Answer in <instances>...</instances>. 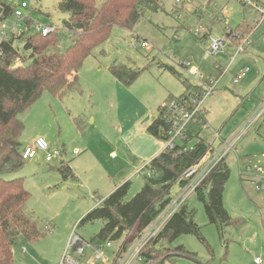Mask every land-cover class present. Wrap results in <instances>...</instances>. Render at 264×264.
Returning <instances> with one entry per match:
<instances>
[{
    "label": "rangeland",
    "instance_id": "obj_1",
    "mask_svg": "<svg viewBox=\"0 0 264 264\" xmlns=\"http://www.w3.org/2000/svg\"><path fill=\"white\" fill-rule=\"evenodd\" d=\"M1 1L18 4L20 0ZM105 1L96 3L101 6ZM58 2L34 0L32 19L58 28V50L64 51L71 43V33L63 27L68 14L58 8ZM259 3L264 8V0ZM261 20L254 5L240 0H163L157 11L145 9L133 29L115 26L108 40L85 59L79 72L82 92L59 98L46 90L21 112L19 118L25 124L23 145H31L42 136L60 154L48 162L45 153L40 152L25 160L19 171L6 174L7 178H24V186L31 193L28 207L49 227L48 234L38 240L30 241L23 234L16 238L13 264H56L73 231L93 246L104 247L103 260L95 259L96 264L120 263L126 254L120 252L122 239L112 241L108 247L107 241L98 236L103 222L80 224L81 219L121 182L131 181L128 199L141 190L150 160L149 137L144 131L147 117H157L161 101L187 92L183 80L191 85L199 82L191 73L194 68L203 74L202 80L211 73L217 74L216 58L207 56L210 38L229 39L227 30L243 23L254 26L250 43L237 56L232 72L206 100L207 124L199 136L209 144L215 143L206 157L211 158L220 147L217 134L229 140L249 126L224 159L230 169L224 184V204L239 222L226 232L227 247L194 192L184 204L195 211L194 220L209 246L194 234H183L171 245H184L197 254L198 260H211V264L227 260L254 264V258L264 257V113L257 119L264 104ZM15 21L11 16L5 22L11 27ZM21 24L25 25L23 20ZM35 32L33 23L27 33ZM143 41L150 46L142 47ZM15 46L23 51L22 40H16ZM227 51L233 54L234 48L229 45ZM187 60L192 62L190 73L182 67ZM217 60L226 66L228 54L219 53ZM113 63L139 72L137 79L123 86L110 72ZM243 71V78L235 81V75ZM159 140L165 145L164 139ZM197 141L196 137L191 138L188 145ZM63 162L71 173L65 175L61 171ZM179 189L176 185L173 192ZM92 253V249H86L87 255ZM81 264L85 261L81 260Z\"/></svg>",
    "mask_w": 264,
    "mask_h": 264
},
{
    "label": "trees",
    "instance_id": "obj_2",
    "mask_svg": "<svg viewBox=\"0 0 264 264\" xmlns=\"http://www.w3.org/2000/svg\"><path fill=\"white\" fill-rule=\"evenodd\" d=\"M162 4L163 0H106L98 6L96 0H59L58 8L68 14L63 19V27L71 33V43L64 51L58 50V28L47 35L41 32L27 33V29L34 23L30 17L23 20L25 25L21 24L22 31L12 30L9 38L1 43L0 264H13L12 246L20 234L35 241L45 237L49 230L28 207L31 193L24 186V178L6 177V174L19 171L25 164L22 156L25 146L21 141L25 124L19 114L46 90L59 98L82 92L79 72L84 61L108 40L113 28L120 26L133 29L145 9L157 11ZM16 6L17 3L1 1L0 21L14 16ZM229 30L251 33V28L245 24ZM16 40L23 41V51L15 46ZM17 60L21 62L18 65L15 64ZM109 69L125 86L132 84L139 73L118 63L111 64ZM183 83L187 87L184 94L201 90L199 85H191L187 80H183ZM161 123L159 107L157 117L147 127L148 132L158 139H164L159 128ZM206 124L204 115L197 116L181 138V145L164 149L149 162L145 166L148 172L144 174V185L132 198L128 199L131 181L127 180L89 210L80 224L101 220L103 226L98 233L99 238L111 242L122 239V251H127L171 203L176 193L173 192L174 186L184 184V172L200 161L210 149L211 145L199 138ZM194 137L198 141L192 145L193 148L184 150V145H188ZM64 165L65 162L61 165V171L65 175L71 173V168ZM229 176V166L222 160L195 191L204 203L208 221L217 226L221 239H225L226 232L239 222L230 215L224 204V184ZM194 215V210L182 205L145 245L142 254L151 262L142 264H164L172 258H186L199 264H208L198 260L197 254L186 246L171 245L183 234H194L209 246ZM225 240L228 247V239Z\"/></svg>",
    "mask_w": 264,
    "mask_h": 264
},
{
    "label": "built area",
    "instance_id": "obj_3",
    "mask_svg": "<svg viewBox=\"0 0 264 264\" xmlns=\"http://www.w3.org/2000/svg\"><path fill=\"white\" fill-rule=\"evenodd\" d=\"M34 0H20L16 8L13 11V15L16 19L13 26L9 27L6 24V20L0 21V55L2 54L1 43L7 40L10 36V32L22 31L21 21L28 18V12L31 10L32 2ZM178 3L182 0H176ZM243 4L254 5L262 15L264 20V8L257 0H241ZM34 26L37 32H41L44 35L54 31V27L50 25L34 22ZM229 39L222 38H210L211 42L207 52L208 57H215V68L217 74H209L205 76L204 80L201 78L203 74L199 72V69L194 68L191 73L198 79L197 85L201 87V90H194L188 94H182L174 97L171 100L162 103L161 107V125L160 130L164 136L165 145L164 149H173L177 145H181V138L186 133L189 124L196 119L197 116L204 115V104L206 100L212 96L216 88L218 87L221 79L227 72L230 71L231 66L236 60V57L243 52L249 45L252 33H240L228 30L227 33ZM235 43L234 53L228 55L229 62L226 66L221 65L217 60L219 53H226V48L229 45ZM142 47H149L150 44L147 41L141 43ZM19 60L15 64H20ZM192 62L190 60L185 61L182 64L183 69L189 72ZM190 73V72H189ZM246 71H243L235 75L234 80L238 81L245 75ZM264 113V104L257 114V119ZM249 127V126H248ZM247 127V129H248ZM246 128L237 134H235L229 140H222L219 149L216 154L211 158H206L208 153L213 150V145L206 153V155L198 161L196 164L189 167L183 174L182 180L184 184L180 186V189L173 195V199L168 207L154 220V222L146 228L141 237L126 251L125 256L121 259L119 264H132L134 261L140 263H149L151 259H147L143 254V248L151 241L171 218V216L180 210L184 205L187 198L193 194L198 187L205 181L208 175L214 170V168L226 158V156L233 150L240 137L246 132ZM219 138L217 134L216 139ZM193 146L184 145V150L192 149ZM163 149V150H164ZM40 152L45 153L46 161H52L60 151L52 149L50 143L42 136L35 139L33 144L27 145L23 148L22 156L25 160L35 158ZM100 203V202H99ZM106 246L111 247L112 242L107 241ZM92 249L91 255L86 254V249ZM104 247H96L87 242L81 235L73 231L68 239L67 245L62 253L59 261L56 264H81V260L85 261V264H96V260H103ZM122 250H120L121 252ZM255 264H264V257L257 256L254 259Z\"/></svg>",
    "mask_w": 264,
    "mask_h": 264
},
{
    "label": "crops",
    "instance_id": "obj_4",
    "mask_svg": "<svg viewBox=\"0 0 264 264\" xmlns=\"http://www.w3.org/2000/svg\"><path fill=\"white\" fill-rule=\"evenodd\" d=\"M14 1V0H13ZM241 1V0H240ZM242 3V2H241ZM33 10H34V8L31 6V10L28 12V15H29V17L32 19V14H33ZM33 20V19H32ZM34 21V20H33ZM34 22H38V21H34ZM243 24H245V25H249V27L251 28V33H253L254 32V29L252 28V27H254L253 25H250L249 23H243ZM46 25V24H45ZM49 25V24H48ZM258 26H260V24L258 25ZM258 26H255V27H258ZM236 28V27H235ZM229 29H231V28H229ZM228 29V30H229ZM252 36V35H251ZM232 48H234V46H235V43H232ZM226 54H228V55H230L231 53L230 52H226ZM236 59H237V57H236ZM236 61V60H235ZM183 64V63H182ZM232 67V66H231ZM231 71L230 72H232V69H230ZM227 74H229V72H227L226 74H225V76L227 75ZM224 76V77H225ZM223 77V78H224ZM223 78L221 79V81L223 80ZM119 81V80H118ZM220 81V82H221ZM120 82V81H119ZM121 83V82H120ZM122 84V83H121ZM197 84V83H196ZM220 84V83H219ZM123 86H125L124 84H122ZM218 87H219V85H218ZM218 87L216 88V90L218 89ZM124 91V90H123ZM215 92V91H214ZM213 95V94H212ZM124 97V96H123ZM122 97V98H123ZM166 100V99H165ZM164 102V100L163 101H161L160 102V104L158 105V107H157V115H158V110H159V107L161 106V104ZM206 104V103H205ZM204 104V105H205ZM205 109V112H204V116H205V118H206V108H204ZM155 117V116H154ZM151 118V116H148L147 117V120H146V122H144L145 124H144V131L148 134V137H149V146H150V156H149V158H150V160H149V162H151L156 156H158L162 151H163V149H164V143H162L157 137H155V136H153V135H151L149 132H148V130H147V127H148V125L155 119V118ZM207 120V119H206ZM222 140H224V139H222L221 137H220V145H221V142H222ZM214 144L215 143H212V145H213V147H214ZM24 146H27V145H24ZM219 149V148H218ZM112 155H115L114 153L112 154ZM148 162V163H149ZM137 170H140L139 168L137 169ZM121 183H123V182H121ZM114 189H112L110 192H109V194L113 191ZM109 194H107V195H109ZM106 195V196H107ZM105 196V197H106ZM255 259V258H254ZM211 260H208V261H206V262H203V263H208V264H211ZM164 264H199V263H197V262H195V261H192V260H189V259H186V258H172L171 260H166L165 262H164ZM222 264H235V263H233V262H231V261H225V262H223ZM254 264H255V262H254Z\"/></svg>",
    "mask_w": 264,
    "mask_h": 264
}]
</instances>
